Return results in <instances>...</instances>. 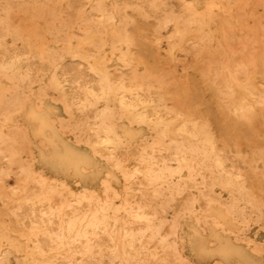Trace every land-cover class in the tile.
Masks as SVG:
<instances>
[{
	"label": "bare ground",
	"instance_id": "bare-ground-1",
	"mask_svg": "<svg viewBox=\"0 0 264 264\" xmlns=\"http://www.w3.org/2000/svg\"><path fill=\"white\" fill-rule=\"evenodd\" d=\"M9 1H10L11 5L14 4V2L12 4L11 0H8V1L6 0V1H4L5 4H2V5L6 6V8H7V6H9V5H6V4H8ZM14 1H16V0H14ZM23 1L26 3L27 0L26 1L23 0ZM52 1H54V0H52ZM17 2H18V0H17ZM35 2H38V1L35 0ZM55 2H54V5H52L53 11H55V9H53V7H55ZM58 2H59V0H58ZM251 2H252V0H251ZM18 3H21V2H18ZM231 3L232 2H230V4ZM22 4H24V3H22ZM30 4H32V3H30ZM42 4L40 2V5H42ZM47 4H46V6H47ZM71 4H73V3H71ZM78 4H81V3L78 2ZM87 4L85 3L83 5H87ZM252 4L250 3L251 6H252ZM11 5H10V7H13V8L15 7L14 5L13 6H11ZM18 5H20V4H18ZM24 5H23L24 8L28 7L27 4L25 6ZM57 5H58V3H57ZM46 6L44 5L43 8H46ZM64 6H65V4L63 5V7ZM69 6L70 5L68 4L67 7H69ZM41 7L42 6H40V11H41ZM49 7H50V5H49ZM61 7L62 6H60V7L57 6V8H59V9ZM63 7H62V10H64ZM90 7H91L90 10H86V11H83L81 13L83 20L86 22V32L84 33V35L82 37L80 36L81 37L80 38L79 35L76 34V32H78V31H76L75 32L76 35H74V36L75 37L78 36L79 38L77 37L75 40H72V41H69V36H66V37H68V39L66 40V42L62 40V42H63L62 46L63 47L62 46H61V48L59 47L60 49L48 47L47 46L48 42H46V44L44 45L43 44V43H45L44 38H46L44 36L45 34L40 35V33L39 34L37 33L38 35H40V37L44 36L43 37V39H44L43 43L41 40L42 37L40 38L42 45L40 42L36 41L37 40L36 37H35V39H33L32 37L26 38L25 43H27L26 45H27V49L29 51L28 53H32L31 57H29V58L30 59L33 58L32 57L33 54H38L41 57L47 58L48 59L47 62L48 61L50 62L51 69L47 74H45V75L41 74L43 76L37 77L36 72H35L34 73L35 75H32L29 72L30 69L28 67V64H29L28 59L29 58H27V61H28V64H27L26 61L23 60V58H25L24 55L21 59L18 56L19 54L17 55L18 57H15V56L12 57V55H11L12 53H11L10 54L11 57L8 58L9 56H7V59H5L6 54L4 52L5 57H4V59L0 60V73L4 74L7 78L15 81L14 87L11 90L4 87L5 85L4 86L0 85V152L2 153L1 155H3L2 157L5 158V160H4V158H3V160L6 161V166L0 167V180L3 179V175L6 172L8 174L9 169H11V166H13L14 164L18 167V170L20 171L19 177H18L19 178V185L18 186L16 185L17 188L16 189L11 188L12 190H9L7 187L8 185H6L5 183L4 184L0 183V195L2 197H5V198L7 197L6 198L7 199L6 204L8 203V201H16L18 208H19V205L23 206V204H27V203H29V205H33V206L36 204H41L45 209L44 215L45 214L48 215L49 222L53 221L52 219H56V221H57L56 229L53 231L51 228V231H53V232L49 233V235H48L49 237L47 236L49 238V240L51 241L50 242L51 244L48 247H50V249H52L55 252L63 251L64 253L61 252V254H63V255L67 254L70 257L69 263H71V264H85L83 262L84 259H82L83 261H80V260L78 261L77 257H76L77 256V250H80V249L85 248V247H81L82 245L79 244L81 248L79 247L80 249L76 250L77 247H75V246L78 244V243L75 244L76 241L77 242L78 241L85 242L87 244V246L90 245L92 247V245H91V243L93 242L92 236L93 235L95 236V234H97V232L100 233L102 231L106 235H108L110 237V241L112 240V242H113V244H112L113 248L110 246L111 244L109 245V247L112 249L111 254L113 255V258L117 260L118 264H131L132 258L130 261V254H129V251L127 250V247L133 246V245H131L132 241H133L134 237H136L135 235L138 234L140 229H151L154 231V229H155V221H154L155 220V207L158 203V200L167 193L168 189H171L173 187V184H174L176 179L174 180L172 177L174 175H178V177H180L183 169H187L189 172L193 168L200 166L203 168L202 171L205 170L206 173H208V175L211 179L210 180L208 178L210 180L211 185L215 184V185H219L222 188H225L226 190H228V192L230 193L231 196L226 201H225V199H223V201H221V202L218 201L219 203H217V205H214L212 207H209L208 203L209 202L211 203V201H213V200H212V198H208V202H207V205L209 207L207 209L208 211L206 210V212H204V213H195L194 214V219H196L197 224L202 223L205 225L208 223L207 234H204V232L196 225V223L193 224L192 230L190 232H187L185 230V227H184L182 222L176 221L177 222L176 223L175 220L173 219L175 222V224L173 225L174 222L171 219L172 221H170V224L173 225V227H172L173 229L171 227L167 228V229L164 228L165 231H160V232L162 234L163 232L166 233V230L168 231V229L169 230L172 229L171 233L173 234V236L171 238L167 239L166 241L162 238L161 239L166 242V245L172 246L175 249V251L177 252L178 256H180V257L183 256V251H184L183 249L184 248H188L190 253H192L198 257L204 256L206 254H215V253L220 254L222 257H224V256L228 257L231 255H234L233 253H231V251L233 249L230 247V245H228L229 242L231 244V240H229V238L228 239H226V238L222 239V237H221L223 234L222 231H227V232L236 231L237 232V230H239V229H237V230L235 229L236 222L246 226V225H249V223H251L252 221H257V218L259 216H261V211L264 208V203H263V201H261L260 199H258L257 197L254 196L255 193L253 194L248 189V187H247L248 184H246L247 179L242 177V174H243L242 172H240V174L242 173L240 176L239 174L233 173L232 171L225 168L224 163H223V157H225V155L222 156L219 152V148L217 147V143H216L217 142L216 139L218 137L215 138L216 137L215 136L216 130L213 129V131L215 132L213 134V132L211 131L212 129H210V126H209L210 119L208 117H206V119L204 118L201 120H196V119H193L191 117V113H189V111H188V114H190V115H187V114H183L182 109H181L182 112L181 111L179 112L175 108H173L174 105H176L178 102L177 103L175 102V104H172L173 106H171L167 102L168 97H169V99H170V97L172 99L171 95L173 92L170 91L171 87L169 88V91H170V92L168 91L169 93L167 92V94H165L166 91L164 93V90H166L169 85L166 86V88L161 87V90L163 88H165L162 92L164 94L158 93V92L156 93V91H154V92L152 91L153 88L155 89L158 86H160L162 84L161 82L163 80L166 81V79H164L165 75L163 76V74H165V73H163L160 76L157 72L161 68H160V65H159V67H157L156 56H158V55H152V53H155V52H152L151 54H148V55L146 53L147 57H145V58H143L144 56L142 55V52H141L140 53L141 55L139 57H141L142 60L137 57V55H139V54L135 53L137 50L134 51V47L139 48V46L142 45V43H143L142 38L143 37L139 41V42H141V45H140V43H138L137 40H135V38L131 34L132 32L134 33L135 31L134 30L131 31L132 29H130V26L132 24L136 23L134 21L135 20L134 15H136V14L138 16H142L141 17L142 19H143V17H144V19H145V17H148V18L150 17V18L154 19V21H155V26H154L155 28H152V29H155L154 31L156 32V37H154V39L156 38L159 41V43L161 41L165 40V42L168 43L167 44L168 51L172 52L175 49H176V51H179L178 49H180V48L183 49L182 47L187 42H192L193 46L192 45L191 46L194 48L195 52L197 51L196 53H198V55L196 56L197 60L199 58H202L203 56L205 58V55L208 57H211L210 55L213 53H220L219 56H217V57H219L217 60L218 61L217 68H215V69L209 68V70H211V71H209V76L207 77L208 74H206L204 76L202 75V76H203V78L206 77L207 82H208V83L207 82L206 83H207L209 89L210 88L212 89V94L214 93V96H216L215 98L216 99L218 98L220 101V105L218 104L220 107H217V106L216 107L218 109H220L221 115L219 114L220 111L218 112V114H212V117H213L215 123H217L218 126L220 127L219 130L224 129V127H226L227 125H230V128L233 129V131L235 130L236 134H237V132H239V134H237L238 136L236 135L237 137L234 136L235 134H233L234 137L238 138L241 133H244L249 128L252 130L251 127L254 128V125H256L255 121H256L257 111L261 108L262 109L264 108L263 107L264 106V90L261 88V86H259L257 84V82L254 79L250 78L252 76L250 74V72H249L248 76H250V75L251 76L250 77L247 76L245 79H239L237 77V74H239V71H241L239 69L242 68L246 64L244 62L245 60L243 59V57L245 58V56L240 58V59H243L242 60L243 62H241L240 59L236 58L237 55L235 57L232 55V52H229V51L226 52V50H224V54L221 55V53L223 52L222 50L228 44L226 42V46H225L224 40L230 38V36L233 35L232 29H236V28L240 29L239 26L240 27L244 26V23H245L244 19H247V18H244L246 15L244 14L245 16L243 18L240 17L238 19V21H240V22H241L240 19H242L243 25H239L240 22H239V24L238 23L236 24L235 20H237V19L234 18V21L236 24L235 27L232 26V29H227L224 26H222L224 18L222 15V10H221L220 5L214 4V2L212 0H94V2L92 3V6H90ZM128 7H131V9L136 12L133 16H131L133 13L131 15H128L129 12L128 13L126 12V9ZM248 7H249V5H248ZM260 7L262 8V6H260ZM47 8H46V10H47ZM72 8H73V5H72ZM78 8H80V7H78ZM249 8H250V11H252L251 9H253V7L252 8L249 7ZM5 9H3V10H5ZM10 9L11 8H8V10L6 9V11H8V13H9V12H11V11H9ZM69 9H71V7ZM262 9H264V7ZM262 9H261V11H262ZM24 10H26V9H24ZM46 10H45V13L47 14ZM241 10H243V9H241ZM0 11H1V9H0ZM51 11L49 9L48 13H50ZM53 11H52V15L48 14V15H50V17L56 13V12L53 13ZM56 11H57V9H56ZM12 12H11V14H12ZM23 12H25V11H23ZM31 12H34V11L31 10ZM76 12H77V10H76ZM232 12H234V11H232ZM236 12H238V10H236V8H235V13ZM262 12H264V11H262ZM8 13H7V15H8ZM39 13L41 14L42 11ZM58 13H59V10H58ZM243 13H244V11H243ZM15 14H17V13H15ZM40 14H38L39 18L44 19V17H42L43 14L42 15H40ZM9 15H10V13H9ZM9 15H8V18H9ZM78 15H79V12H78ZM230 15H233V14H230ZM230 15H228L229 18H230ZM38 16H37V18H38ZM129 16L131 18L133 17V21H132V19H130ZM237 16H239V15H237ZM255 16H256V14H255ZM263 16H264V14H261V17H263ZM20 17H22V16H20ZM30 17H34V16L29 15V17H25V20H26V18H28L26 20V22L29 20ZM54 17L49 18L50 20L48 19L49 23L47 21H42V22H45V24H46V22L48 24H50L51 19H52V21H54ZM57 17H59V16L57 15ZM62 17H63V15H62ZM0 18H2L1 14H0ZM8 18H7V20H8ZM229 18H227V19H229ZM257 18L260 19V16L258 17V15H257ZM22 19H23V17L21 18V20ZM30 19H32V18H30ZM144 19H143V21H144ZM10 20L4 21V22H6V23L8 22V24L10 26L12 25V28H14L13 26L15 24L13 21L15 20V22H16V19L12 20L13 23H11ZM55 20H57V18ZM60 20L64 21L66 19L60 18ZM252 20H254V18L251 19V21ZM1 21H3V20H1ZM34 21H35V19H34ZM145 21H147V19ZM149 21H150V19H149ZM229 21H231V20L229 19ZM23 22L25 23V21H23ZM30 22H32V20ZM66 22L65 23L63 22V23L66 24ZM132 22H134V23H132ZM37 23H38V21H37ZM40 23L41 22H39V26L40 27L43 26V25H40ZM146 23H149V22L147 21ZM48 24H46V25H48ZM51 24H54V23H51ZM51 24H50V26H51ZM64 24H62V26H64ZM246 24H245L246 30H247V27L248 28L252 27L253 29L255 27V25L253 26V23L252 24L246 23ZM258 24H259V22H258ZM230 25H233V22ZM6 26H7V24H6ZM6 26L4 23L3 28L6 29ZM10 26H7V29ZM27 26H29V25H27ZM58 26H56L57 28L54 27L55 31H56V29H58ZM258 26H261V25H258ZM263 26H261V27H263ZM25 27L26 26H24L23 30L25 29ZM36 27H38V26H36ZM68 27L69 26H67L66 28H68ZM19 28H21V30H22L21 25L19 26ZM76 28H77V26H76ZM250 28L248 29L249 32L252 31V29H250ZM17 29H18V27L16 26V28L14 29L15 31L11 32L9 30V32H6V31L5 32L7 34H10L11 36L12 35L17 36V35H19L18 31L20 32V29H18V31H16ZM27 29H29V27L26 28L25 31ZM50 29L45 28V31L48 30V32H49ZM68 29L70 30V28H68ZM72 29H73V25H72ZM138 29H140V27L137 28V31H138ZM238 29H237L238 32L236 30H235L236 32L235 31L234 32L239 33L238 35H240L241 32H239ZM261 29L263 30L264 28H261ZM23 30L21 32H23ZM29 30H32V29H29ZM79 30H80V28H79ZM248 30H247V36H248ZM255 30H256V27H255ZM60 31H62V30H60ZM137 31H136V33H139ZM240 31H243V33H244V30H240ZM50 32H51V30H50ZM63 32L64 31H62V33ZM80 32H83V31L81 30ZM141 32L142 31H140V33ZM151 32H153V30ZM256 32H257V30H256ZM6 33L4 35H6ZM46 33H47V31H46ZM235 33H234V35H235ZM243 33H242V35H243ZM1 34L3 35V32L0 33V35ZM32 34H34V33H32ZM56 34L55 35L53 34V35L57 36ZM64 34H65V32H64ZM73 34L74 33H71V31H70V34H68V35H73ZM254 34L255 33L253 32V35ZM20 35L18 37H20ZM25 35L26 34H24V36ZM66 35H67V31H66ZM234 35H233V37H235ZM253 35H251L250 38H253L254 42H252V40L250 41L249 39H247L248 37L247 38L244 37L245 34L243 35V38H246L247 40L246 39H244V40H246L247 42H248V40L251 42V43L249 42L250 47L254 46V45H257L256 48L259 47L258 52L256 49H254V47H252L254 49L253 54L255 52V53L259 54L258 56H260L261 55L260 53H262L263 54L262 56H264L263 48L261 46H258L259 44L257 42L255 43L256 39L253 37ZM16 36H14V37H16ZM24 36H23V38L27 37V36H25V37ZM143 36H144V34H143ZM151 36H153V35H150V37ZM47 37H50V36L47 35ZM64 37L65 36L63 35V38ZM71 37L72 36H70V39H71ZM233 37H231V38H233ZM235 38H237L236 40H238L239 38L241 39V37H238V36H236ZM257 38L259 39V36H257ZM263 39L264 38L262 37V40ZM14 40H12V41H14ZM55 40H56V37H55ZM152 40H153V38H152ZM233 40H235V39H233ZM236 40H235V42H236ZM244 40H242L240 42V46H239L238 41L236 42V44L233 41L235 46L237 44H238L237 46H239L238 48L236 47V49H239L241 47H242V49H245L246 43ZM260 40L261 39H259L258 41H260ZM16 41H17V38H16L15 42ZM59 41H60V39H59ZM155 41L156 40H154V43H156ZM4 42L5 41L2 38H0V45H2V44L6 45V43H4ZM55 43H57V42L55 41ZM145 43H143V46H141V47L146 46ZM253 43H255V44L252 45ZM137 44H139V46H137ZM263 44H264V42L262 43V45ZM8 45H10V44H8ZM154 45H156V44H154ZM19 46H20V43H19ZM23 46L25 47L24 44H23ZM235 46L232 45V47H235ZM156 47H158V46H156ZM260 47L262 49H260ZM18 49H16V50H18ZM141 49L146 50L145 48H141ZM236 49H234V50H236ZM242 49H240L241 52L238 51V53L243 54ZM147 50H148L147 52H149V48ZM161 50H163V49H161ZM260 50H263V51L261 52ZM139 51H140V48H139ZM151 51H157V49L155 50V49L151 48ZM190 51L192 53L193 49L191 48L189 50V52ZM248 51L246 50L245 53H247ZM10 52H11V50H10ZM19 52H21V50ZM25 52H27V50H25ZM181 52H182V50H180V53ZM189 52H187V53H189ZM22 53H24V52H22ZM28 53H26V54H28ZM236 53H237V50H236ZM249 53H250V51L248 52V54ZM56 54H58L57 57H55ZM192 54H194V52ZM250 54L252 56V53H250ZM13 55H15V54H13ZM64 55L72 56L73 58H74V56H76L77 58H79V60L81 59L82 61H84L87 65V66L86 65L85 66L88 67L87 69H89L90 72L94 73L93 77H95L97 84L95 83L96 82L95 80H92L96 84V86H94L95 84L92 81H90V83L92 82L94 85L93 84L89 85L88 81H87L88 83L86 82V84H88V85H86L84 83L85 78L82 75L83 80L82 79L81 80H82V83H84V84H82L83 85L82 86L81 83H79V85H81L82 87L81 88L78 87V88L80 90L81 89L82 90H81V94H80L81 95L80 100L76 102L77 106H76L75 110L72 108L73 111L71 109L70 112H68L69 113L68 117H66V118L59 117L60 119H58L56 121V119L54 120L51 116L55 112H53L50 104L45 103V105H43L40 109H37L34 107H33L34 109H29L27 107V105H25L23 103V99L25 97L23 96V92L21 89H24L27 86V84H30L32 81L37 80L47 90L48 89H54L56 91H59L58 94L61 98L63 96V93L61 91L62 85H61L60 81L63 79H61V80L59 79V76L61 73H60V70H59V73L57 72L59 62L57 61L56 58H59V56L62 57ZM159 56L161 57V55H159ZM192 56H194V55H192ZM239 56H241V55H239ZM248 56L250 57V55H248ZM248 56H247V60H249ZM187 57H189V55H187ZM175 58H174V60H175ZM254 58H256V57H254ZM38 59H40V58L38 57ZM59 59H61V58H59ZM210 59H212V57L209 58V60ZM257 59H259V58L257 57L255 60H257ZM64 60H66V59H64ZM192 60L197 61L196 59L194 60V58H192ZM237 60H239L242 63L241 64L239 62L242 65V67H239L240 64L238 62H235ZM202 61H204L203 58H202V60H200V62L202 63ZM49 62H48V64H49ZM72 63H73V61H72ZM198 63L199 62H196V64H198ZM204 63L206 64L205 61H204ZM256 63L258 64V60L256 61ZM36 64L38 65V63H36ZM60 64L63 65L62 63H60ZM80 64H81V62H80ZM160 64L162 65L161 62H160ZM174 64L175 63L173 62L172 65H174ZM209 64H212L211 61L210 62L208 61V64H207L208 67H210ZM250 64H247V65H249V67H251ZM30 65H32V64L30 63ZM112 65L117 67V68L115 67L116 71L118 70V73L116 75L114 73H111L110 66L112 67ZM200 65L202 66V64L199 63V65H197L198 67H196L199 70H201V68L203 69V66L201 67ZM247 65H246V67H247ZM32 66L34 68V65H32ZM81 66H82V64H81ZM85 66L83 65L82 67H85ZM206 66L204 68V71H206V70L208 71ZM38 67H41V66H38ZM78 67H80V66L78 65ZM260 67L258 65V69ZM33 68H32V70H34ZM45 68H46V66H45ZM153 68H154V70L157 68H160L159 70L157 69V71L155 70L157 75H159L160 77L158 76V78H156L157 75L152 74L154 71ZM244 68H245V66H244ZM36 69L38 72V69H40V68L36 67ZM36 69H35V71H36ZM60 69H62V68H60ZM167 69H169V66H168V68H165V70H167ZM171 69H172V67H171ZM261 69H259V71ZM72 70L70 69V71H72ZM163 70L164 69H162V71ZM242 70H243V72L246 71L243 68H242ZM162 71H159V72L162 73ZM65 72H67V71H65ZM72 72H70V74H72ZM82 72H84L83 74L85 75V71L82 70ZM241 72H240V75H243L244 73L242 74ZM43 73H44V71H43ZM112 74H114L115 76H112ZM201 74H204V72L200 73V75ZM245 74H246V72H245ZM259 74L260 73H258V75ZM73 75H75V73ZM153 75L155 77H153ZM77 76H76V78H77ZM260 76H261V74H260ZM87 77H89V76H87ZM161 77L163 79H161ZM239 77L241 78V76H239ZM262 77H264V76H261L259 78H261L263 80ZM63 78H64V76H63ZM67 78L68 77H67V73H66V79ZM159 78L162 81H160ZM87 79H92V78L89 77V78H86V80ZM72 80H70V81H72ZM76 80L78 81V78ZM81 80L79 79V81H81ZM66 81L69 82L68 79ZM38 82H36V83H38ZM61 82H63V81H61ZM71 83L73 84L74 82H71ZM76 83H78V82H76ZM202 83H199V84L201 85ZM163 84L165 85L166 82ZM171 85H173V84H171ZM203 85L205 86L206 84L204 83ZM76 86H78V84L77 85L75 84V89H76ZM71 87H73V86H69V88H71ZM176 87L177 86H175V88ZM175 88L173 87L172 91ZM37 89H38V87H37ZM177 89H179V88H177ZM39 90H41V88ZM70 90L71 89H68V91H70ZM179 90L182 91L183 89H179ZM179 90L178 91L176 90L177 91L176 93L174 90V93L175 94L180 93ZM184 90H185V93L188 92V91H186L187 89H184ZM204 90H205V87H204ZM48 91H50V90H48ZM78 92L80 93V91H78ZM190 92H192L191 89H190ZM194 92H196V90ZM74 93L72 95H75ZM170 93H171V95L169 96ZM181 93L183 95H185L183 91ZM182 94H180V95L182 96ZM187 94L185 95V96H187V98L183 97V99L185 98L184 101H186V99H187L186 102L190 103L193 100L191 97H193L194 95L193 96L189 95V92ZM69 95H71V94H68V96ZM165 95L167 98L165 97ZM78 96L79 95L77 94L76 97L79 98ZM177 96H178V94H177ZM189 96H191L190 99L188 98ZM214 96H212V97H214ZM53 97L56 98V96H53ZM67 97H66V99H67ZM76 97H74V98H76ZM195 98H196V96H195ZM195 98L193 100L194 103L196 100ZM181 100H180V102H181ZM189 100H191V101H189ZM213 100H215V99H213ZM168 101L171 102V100H168ZM172 101H173V99H172ZM177 101H178V99H177ZM73 102H74V100H73ZM193 102H191V105L193 104ZM211 102H210V104H211ZM63 103H64V107L67 106L68 102L64 99V97H63ZM210 104L208 103V105H210ZM183 105L185 106V104H183ZM187 105H189V104H187ZM213 105H210V107L212 106V108H213ZM71 107H74V104ZM185 107H184V109H185ZM67 108L69 109V106ZM178 109H179V107H178ZM213 109H212V111H213ZM10 111L16 112L17 114L20 115V117H26V119L29 121L36 122L38 127L35 130H31L32 129L31 125H29L28 123L26 124L23 121L18 120L19 118H15L13 116L15 114L9 115L8 113ZM216 111H218V110L216 109ZM262 111L264 112V110H262ZM201 112H205V115L206 114L210 115L209 112H211V110H209V106H206L203 109H201ZM213 113H216L215 110ZM198 116H200L199 112H198ZM197 118H200V117H197ZM227 122H229V124ZM211 123H213V122H211ZM225 124H227V125H225ZM263 126H260V127H263ZM59 127H61L63 132H66V133L68 132L69 134L72 135V137L74 139L73 143L61 136L60 131H59ZM257 127H258V125H257ZM256 129H258V128H256ZM228 130H229V128L227 129V131ZM263 131H264V127H263ZM263 131L258 130L257 132L263 133ZM254 132H255V130H254ZM228 134H230V133H228ZM253 134H250V135H253ZM226 135L224 138H226L228 136V135L227 136ZM34 136L39 137V142H38L39 145L36 144V142H34V140H33ZM221 136H223V135H221ZM229 136L230 137L232 136V132ZM241 136H242V134H241ZM249 136H247V137L249 138ZM253 136H255V135H253ZM253 136L250 138L252 139ZM260 137H257V138H260ZM262 137L264 139V135H262ZM136 139H140L139 144H141L140 145L141 147L138 149V151L136 153H133L131 151L132 149H130V144H131V142H133ZM240 139L242 142H243V140L245 141V139H243V140H242V138H240ZM226 140H227V138H226ZM247 140H246V143H248ZM222 141H224V140H222ZM253 141H255V139ZM239 142H240V140H238V143ZM249 142H250V140H249ZM218 143H219V141H218ZM250 143H254V142H250ZM255 143L258 144L256 141H255ZM79 144H85L89 148V150L97 152L101 158H104L108 162L109 169L107 170L105 168L106 171H104L100 166L93 164L90 157L88 156V154L80 150ZM263 144L261 143L262 148L258 147L256 149H253V147H252V151H254V156L256 158H260L262 160L264 159V148H263L264 145ZM220 145L222 146L223 144H220ZM237 146H236V148H237ZM253 146H254V144H253ZM224 147H226V146H224ZM248 148H250L249 144H248ZM221 150H223V149H221ZM239 151H240V149H239ZM249 151H251V149ZM233 152H234V150L230 154H232ZM236 153H237V149H236ZM36 154L38 155V158L36 157ZM28 155L31 158L30 163L28 160ZM171 157L174 160H176V162H177V164L175 166H171L168 163V159H171ZM240 157H242V156H240ZM240 157H237V158H240ZM173 159H171V160H173ZM0 160H2L1 157H0ZM227 161H229V160H227ZM242 161H244V160H242ZM2 164H4V163H2ZM263 164H264V162H263ZM240 165L242 166V164H240ZM237 166L238 165H236V167ZM241 166H238V167H241ZM258 167L259 166H256V168H258ZM232 168L233 167H231V169ZM256 168L254 166H251V167L249 166V168H247V169H249L251 171L252 175L256 176L259 173L256 170ZM236 169L233 171H236ZM34 173H39L41 175V178L39 181L36 178V180L38 181L36 183L37 188H36V190H33V189H35V187H33V189L31 190L29 188V180L33 177ZM251 173H250V175H251ZM66 175L73 176L76 179V181L79 183V186L76 187V186L72 185V183L68 179L65 178ZM259 175H261V173H259ZM12 178H15V177H12ZM177 180H179V178ZM189 180H190V178H189ZM248 182H249V180H248ZM185 183H186V181H185ZM176 184H178V183H176ZM189 184L190 183H188V185ZM177 187L174 190H177ZM186 187H187V184H186ZM183 189H185V188H183ZM251 189H253V188H251ZM180 190H182V189H180ZM176 192L178 193V191H176ZM188 192H189V189H188ZM179 193H181V191ZM188 194H191V193L189 192ZM235 194H238V197H233V195H235ZM169 196H170V194H169ZM175 198H174V200H175ZM200 198H202V196ZM177 199L178 198H176V200ZM185 199H186V197H185ZM220 199H222V198H220ZM183 201H182V203H183ZM239 201H241V202H239ZM173 202H175V201H173ZM1 203H3V202H1ZM13 203L9 204V206L12 205ZM213 203H215V202H213ZM166 204H165V206H166ZM168 204H170V203H168ZM198 204H199V202L197 203V205ZM203 205H204V203H203ZM0 206H6V205L1 204ZM190 206L192 207V205H190ZM12 207H10V208H12ZM163 207H164V205H163ZM173 207H175V205ZM26 208H25V210H26ZM38 208H40V207H38ZM166 208H169V205ZM189 208L187 207V209H189ZM202 208H206L205 205ZM9 209H7V210H9ZM29 209H32V208H29ZM173 209H176V207L172 208V210ZM12 210L13 211L16 210L15 213H17V209L14 208ZM22 210L23 209H21V211ZM36 210H37V207L35 208V211H32V212L34 213V212L40 211L39 209L37 211ZM8 212H10V211H8ZM176 212H178V210H176ZM10 213H11L10 216L14 214V212H13V214H12V212H10ZM21 213L23 214V212H21ZM39 213L40 212H38V214ZM42 213H40V215ZM193 213H194V211H193ZM161 214H163V213H161ZM173 214L175 215V213H173ZM173 214H171V215H173ZM183 214H184V210H183ZM14 215H13L14 216L13 221H14L17 214H14ZM33 216H34V218H36L35 215H33ZM8 217H9V215H8ZM17 217L19 219V216H17ZM22 217H23V215H22ZM27 217H30V215ZM41 218H42V220L45 219L43 217H41ZM41 218H40V221H41ZM170 218H172V217H170ZM182 218H184V217L182 216ZM168 219L166 218V221ZM8 220H9V218H8ZM17 220H16V223H17ZM5 221H3V219L0 217V264H6L7 261H9V256L7 255V253H9V254L12 253V255H13V252L10 253L9 250L6 253V251H7L6 246L11 248L13 251L15 250V251L21 252L22 257L24 258L25 264H34L35 260L40 258V257L37 258V254H42L44 249L39 244H35V245L33 244L34 245L33 249L35 250V252L33 250H32V252H26L24 247H21V245H19V243L22 241L20 239H18V240H20V242H18V240H16L17 238L15 239L16 241H14L12 239V236L14 237V235L9 234V232L12 231L14 225L12 226L11 223H9V224L4 223ZM30 221H31V218H30ZM44 221H47V220H44ZM44 221H41V222H44ZM164 221L165 220H163V223H164ZM167 222H169V221H167ZM171 222H173V223H171ZM41 224H44V223H41ZM41 224H38L36 226L39 227V225H41ZM170 224L168 225V227L170 226ZM30 225L32 226V224H30ZM52 225H54V224H52ZM52 225H51V227H52ZM19 227L23 228L24 225L22 226L20 224ZM27 227H29V226H27ZM27 227H24V228H26V230H27ZM43 227H44V225H43ZM159 227H161V226H159ZM159 227H158V230L161 229ZM243 228L244 227H242V230H243ZM19 229H17V231H19ZM47 229L49 230V228H47ZM43 231L46 232L45 230H43ZM12 232H15V230ZM23 233L24 232H22V234ZM25 233H30V232L27 231ZM169 233H168V235L170 236L171 233L170 234ZM32 234H33V232H32ZM102 234L103 233H101V235ZM158 235H159V233H158ZM15 236H16V234H15ZM100 236L98 238V239H100L99 241L98 240L96 241L97 238L96 239L94 238V239L96 242H99L100 244H102L103 242H105V240L103 241V239H102L103 242L101 243L100 242L101 241ZM243 236L244 235H241V237H243ZM44 237L46 238V235ZM96 237H98V236H96ZM162 237H165V236H162ZM28 238H29V236H28ZM137 238L138 237H136L135 239L140 240ZM26 239H27V237H26ZM26 239H25V241H28ZM142 239H143V237H142ZM142 239H141V241H143ZM144 239H146V238L144 237ZM237 239H238V237H237ZM196 240H199L201 242V245L199 244L200 246L197 245L198 242H196V246H195ZM212 242H216L218 244V246L216 244L217 247H215V248L211 247V249L208 250L206 248V244L211 246ZM99 243H97V244H99ZM40 244H42V242ZM93 244H94V242H93ZM137 244H138V241H137ZM222 244H224V246H226V247H223ZM145 245L147 246V243ZM105 246L103 249H106ZM135 246L136 245H134V249L132 248V250H135ZM48 247H47V249H48ZM106 247H108V246H106ZM101 248L102 247H100V249ZM103 249H102V251H104ZM82 250H84V249H82ZM86 250H87V248H86ZM88 250L90 252V249H88ZM91 250H93V247ZM129 250H131V249H129ZM95 251H97V250H95ZM141 251H139V253H141ZM175 251H174V253H175ZM80 252H81V250H80ZM93 253H95V252L93 251ZM135 253L137 255L138 252L136 251ZM55 254L53 255V257L55 256V259H56L58 256L56 257ZM108 254H110V252L109 253L107 252L106 255H108ZM82 255H83V253H82ZM103 255H105V254H102L101 256H99V259H101L100 257H103ZM131 255H133V254H131ZM87 256H86V258H87ZM92 256H91V258H93ZM108 256H104V257H108ZM172 256H174V255H172ZM43 257H42V260H43ZM48 257L51 260L49 255H48ZM137 257H139V256L137 255ZM176 257H177V255H176ZM14 258H15V256H14ZM152 258H153V256H152ZM154 258H156V257H154ZM59 259H60V256H59ZM93 259H95V258H93ZM106 259L110 260L111 258L110 259L106 258ZM147 259H148V257H147ZM42 260L40 259V262ZM46 260H48V259H46ZM50 260H48V261H50ZM138 260H136V261H138ZM140 260H142V258ZM153 260H155V259H153ZM171 260H172V258H171ZM17 261H15V262H17ZM44 261H45V259H44ZM103 261H104V259H103ZM19 262L15 263V264H18ZM36 262L39 264L38 260ZM62 262H64V261H62ZM91 262H92V264L94 263V261H90L89 264H91ZM98 262H101V260ZM142 262H143V260H142ZM147 262H149V260ZM151 262H153V261L151 260ZM184 262H186V261H184ZM66 263H68V262H66ZM95 263H97V262H95ZM101 263H99V264H101ZM138 263H140V261ZM40 264H42V262ZM150 264H152V263H150ZM158 264H160V263H158ZM237 264H238V262H237Z\"/></svg>",
	"mask_w": 264,
	"mask_h": 264
},
{
	"label": "rangeland",
	"instance_id": "rangeland-1",
	"mask_svg": "<svg viewBox=\"0 0 264 264\" xmlns=\"http://www.w3.org/2000/svg\"><path fill=\"white\" fill-rule=\"evenodd\" d=\"M1 2H0V9H1V11H0V14H1V16H2V18H0V22L2 23H0V33H2L3 32V35L6 33V32H9V30L12 32V31H15L14 29L16 28V26L18 27V29H20V32L18 31V29L16 30V31H18V34L20 35L21 33V35H20V37H18L19 35H10V34H7L6 33V35H0V38H2L5 42L4 43H6V45L4 44H2V45H0L1 47H0V60L1 59H4V57H5V54H6V57H5V59H7V56H9L8 58H10L11 57V55H12V57H18L19 56V58H21L22 59V57H23V55H24V57L25 58H23V60L24 61H26V63L28 64V61H29V64H28V67H29V69L31 70H29V72L32 74V75H35L34 73L36 72V76L37 77H41V76H43V75H45V74H47L49 71H50V69H51V66H50V62H49V64H48V62H47V58H44V57H41L40 55H38V54H33L32 55V57L34 58H29V57H31V54L32 53H28L29 51H28V49H27V43H25L26 42V38H30V37H32L33 39H35V37L37 38V42H40L41 43V40H42V43H43V40L45 41V43H43L44 45L46 44V42H48L47 43V46L48 47H51V48H61V46H62V44H63V42H62V40L63 41H65L66 42V40L68 39V37H66V36H69V41H72V40H75L78 36H74V35H76V34H78L79 35V37L81 36H83L84 35V33L86 32V22L83 20V18H82V15H81V13L83 12V11H86V10H90V6H92V3L94 2V0H59V2H58V0H54V1H52V0H36V1H40L41 2V4L42 5H40V2L38 3V2H35V0H25L26 1V3L22 0H18V2H21V3H18L17 2V0L16 1H14V0H11V2H12V4H13V2H14V8L13 7H10V5H11V3H10V1H9V3L8 4H6V5H9V6H7V8H6V6H3L2 4H5L4 3V1H6V0H0ZM8 1V0H7ZM48 1V2H47ZM56 1V2H55ZM64 1V2H63ZM213 2H214V4H218V5H220V7H221V10H222V15H223V25L222 26H224L225 28H227V29H232V26H234L235 27V25L238 23L239 24V22L240 21H238V19L241 17V18H243L245 15V17L244 18H247V19H244V26L243 27H240L239 26V28L240 29H238V28H236V29H232L233 30V35H234V33L237 31V29L239 30V32H241V34L240 35H238L239 33H235V37L236 36H238V37H241V39L239 38L238 40H236L237 38H235V37H233V35L232 36H230V38H228V39H225L224 40V45L226 46V42L228 43L227 44V46L226 47H224V49L222 50L223 52L221 53V55H223L224 54V50H226V52H232V55L235 57L236 55L238 56H236V58H238V59H240V58H242L243 56H245V58L243 57V59L245 60L244 62L246 63L244 66H245V68H244V66L242 67V63L241 62H243L242 60L243 59H240L241 60V62L239 61V60H237V61H235V62H240L239 64H240V66L239 67H242L244 70H246L245 72H246V74H245V72H243V70H242V68H240L239 70H241V71H239V74H237V77L239 78V79H245L248 75H249V72H250V74L252 75H250V76H248V77H250V78H252V79H254L256 82H257V84L259 85V86H261V88L264 90V77H262L263 78V80L261 79V78H259V77H261V76H264V56H262L263 54L262 53H260L261 55L260 56H258L259 54H257V53H255L254 52V54H253V51H254V49H256L257 50V52H258V49H259V47H257L256 48V46L257 45H254L256 42L259 44L258 46H261L262 48H263V50H264V44L262 45V43L264 42V39L262 40V37L264 38V29L262 30L261 28H264V16L263 17H261V14H264V12H262V11H264V9H262L263 7H264V0H252V2H251V0H212ZM235 1V2H234ZM16 2V3H15ZM32 3V4H30V3ZM34 2V3H33ZM50 2V3H49ZM54 2H55V7H53V9H55V11H53L52 10V5H54ZM76 2V3H75ZM78 2H80L81 4H78ZM230 2H232L231 4H230ZM234 2V3H233ZM7 3V2H6ZM22 3H24L25 5L27 4V6L28 7H23V5L24 4H22ZM36 3V4H35ZM48 3V4H47ZM57 3H58V5H57ZM71 3H73V4H71ZM87 4V5H83V4ZM250 3L252 4V6L250 5ZM18 4H20V5H18ZM22 4V5H21ZM29 4V5H28ZM35 4V5H34ZM46 4H47V6H46ZM61 4V5H60ZM65 4V6L63 7V5ZM70 5L69 7H67V5ZM13 5H11V6H13ZM24 5V6H25ZM34 5V6H33ZM42 6L41 7V11H42V13L40 14L39 12H41L40 11V6ZM44 5L46 6V8L48 7L49 9H50V11L52 10L53 11V13H55V14H53V16H51L50 17V15H52V11L50 12V13H48L49 12V9L47 8V10H46V8H43L44 7ZM49 5H50V7H49ZM72 5H73V8H72ZM248 5H249V7H253V9H251L252 11H250V8L248 7ZM256 5V6H255ZM3 6V7H2ZM32 6V7H31ZM57 6L58 7H60V6H62L63 7V9L64 10H62V7L59 9V8H57ZM77 6V7H76ZM83 6V7H82ZM255 6V7H254ZM258 6V7H257ZM260 6H262V8L260 7ZM8 10V8H11L9 11H13L12 12V14H11V12H9L10 13V15H9V13H8V11H6V9ZM31 7V8H30ZM35 7V8H34ZM37 7V8H36ZM71 7V9H69ZM78 7H80V8H78ZM225 9H224V8ZM240 9H239V8ZM13 8V9H12ZM26 9V10H24V9ZM78 8V9H77ZM235 8H236V10H238V12L241 10V9H243V10H241L239 13L238 12H236L235 13ZM3 9H5V10H3ZM32 11H34V12H31V10ZM56 9H57V11H56ZM67 9V10H66ZM261 9H262V11H261ZM3 10V11H2ZM29 10V11H28ZM38 10V11H37ZM45 10H46V12H47V14L45 13ZM58 10H59V13H58ZM76 10H77V12H76ZM230 10V11H229ZM23 11H25V12H23ZM28 11V12H27ZM61 11V12H60ZM229 11V12H228ZM232 11H234V12H232ZM243 11H244V13H243ZM17 13V14H15V13ZM78 12H79V15H78ZM126 12L128 13V15H131L132 13V15L131 16H133L136 12L134 11V10H132L131 9V7H128L127 9H126ZM225 12V13H224ZM228 12V13H227ZM231 12V13H230ZM259 12V13H258ZM262 12V13H261ZM7 13H8V15H9V18H8V15H7ZM235 13V14H234ZM261 13V14H260ZM3 14V15H2ZM21 14V15H20ZM38 14H40V15H42V17H44V19L43 18H39V16H38ZM48 14H50V15H48ZM230 14H233V15H230ZM241 14V15H240ZM245 14V15H244ZM255 14H256V16H255ZM28 15V16H27ZM29 15H32V16H34V17H30V18H32V19H30L29 18V20L26 22V20L28 19V18H26V20H25V17H29ZM45 15V16H44ZM57 15L59 16V17H57ZM62 15H63V17H62ZM77 15V16H76ZM225 15V16H224ZM228 15H230V18L228 17ZM237 15H239V16H237ZM257 15H258V17L260 16V19L259 18H257ZM5 16V17H4ZM7 16V17H6ZM20 16H22L23 17V19L21 20V18L22 17H20ZM37 16H38V18H37ZM55 16V17H54ZM66 16V17H65ZM80 16V17H79ZM138 16L137 14L136 15H134V18H135V22L136 23H134V22H132V23H134V24H132L131 26H130V29H132L131 31H135L134 33L132 32L131 34L133 35V37L135 38V40H137V42L138 43H140V45H141V42H139L140 41V39L142 38L143 39V43H145L146 44V46H144V47H141V46H143V43H142V45L141 46H139V44H137V46H139V48H140V51H139V48H137V47H134V51H136L135 53H138L139 55H137V57L138 58H140L141 60H142V58L141 57H139L141 54V52H142V55L144 56H142L143 58H145V57H147L146 56V53H147V55L148 54H151L152 52H155V53H152V55H161V57L159 56H156V58H157V67H159V65H160V68H157L159 71H162V69H164L163 71H162V73H160L159 71H157V69H155L157 72H158V74L161 76L163 73H165V74H163V76L165 77H163L164 79H166V81H162V80H160V78H159V80L160 81H162L161 83V85L160 86H158L157 88H153L152 89V91L154 92V91H156V93L158 92V93H162L163 92V90L166 88V86H168V88L166 89V90H164V93H165V91H166V93L165 94H167V92L169 91V88L171 89L170 91L171 92H173L172 93V95H171V93L169 94V96L171 95L172 96V99H173V101H172V99H171V97H170V99H169V97L167 98L166 97V95H165V97L168 99V100H171V102L170 101H168L167 100V102L171 105V106H173L172 104H175V102L177 103L176 105H174V107L173 108H175L177 111H181L182 112V110H183V114H187V115H190V114H188V111H189V113H191V117L193 118V119H196V120H201V119H206V117H208L209 119H210V121H209V126H210V129H212L211 131L213 132V134L215 133V138H217L216 139V143H217V147L219 148V152H220V154L223 156V155H225V157H223V163H224V166H225V168H227L228 170H230V171H232L233 173H237V174H239L240 176H241V174H242V177H244V178H246L247 180H246V184H248V189L254 194V196L255 197H257L258 199H260L261 201H263V203H264V164H263V162H264V159L262 160V159H260V158H256L255 156H254V151H252V147H253V149H256V148H258V147H261V143L263 144L264 143V139H263V137H262V135H264V131H263V125H264V112L262 111V110H264V108L262 109H259L258 111H257V115H256V121H255V124L256 125H254V128L253 127H251L252 128V130L250 131L248 128V130H246L244 133H241L242 134V136H241V134L239 135V137L238 138H236L238 135L237 134H239V132H237V134L235 133V130L233 131V129H231L230 128V125H227V124H225V125H227L226 127H224V129H221V130H219L220 129V127L218 126V124L217 123H215V121H214V119H213V117H212V114H218V112L220 111V109H218L217 107H220L219 105H220V101H219V99L217 98H215L216 96H214V93L212 94V89L210 88L209 89V87H208V85H207V79H206V77H204L203 78V76L204 75H206V74H208L207 75V77L209 76V71H211V70H209V68L210 69H215V68H217V63H218V58L219 57H217V56H219V54L220 53H213V54H211L210 56L212 57V59H210L209 60V58H211V57H208V56H206L205 55V58H204V56L202 57L203 58V60L206 62V64L204 63V61H202V63L200 62V60H202V58H199L198 60H197V55H198V53H196L195 52V50H194V48L192 47L193 45H192V42H187L182 48L183 49H178L179 51H176V49L174 50V51H172V52H170V51H168V48H167V42H165V40H163V41H161L160 43H159V41L155 38L154 39V37H156V32L154 31L155 29H152V28H155L154 26H155V21H154V19H152V18H148V17H145V19H144V17H143V19H144V21H143V19L141 18L142 16H138L137 18L136 17ZM234 16V17H233ZM254 16V17H253ZM12 19H11V18ZM20 17V18H19ZM36 17V18H35ZM41 17V16H40ZM52 17H54V21H52V19H51V22H50V24L51 23H54V24H51V26H50V24H48L49 23V18H52ZM130 17V16H129ZM140 17V18H139ZM237 17V18H236ZM256 17V18H255ZM6 20H5V19ZM7 18H8V20H10L11 21V23H13L14 22V28H12V25L10 26L9 24H8V22L6 23V22H4V21H8L7 20ZM57 18V20H55ZM60 18L62 19H66V20H60ZM69 20H68V19ZM139 18V19H138ZM227 18H229L232 22H233V25H230V24H232V22L231 21H229V19H227ZM234 18L235 19H237V20H235L236 21V24H235V21H234ZM254 18V20H252L251 21V19H253ZM13 19H16V22H15V20L12 22V20ZM20 19V20H19ZM34 19H35V21H34ZM37 19V20H36ZM41 19V20H40ZM43 19V20H42ZM49 19V20H48ZM130 19H132V21H133V17L131 18L130 17ZM141 19V20H140ZM147 19V21L149 22V23H146L147 21H145ZM149 19H150V21H149ZM258 21H257V20ZM263 21H262V20ZM1 20H3V21H1ZM32 20V22H30ZM137 20V21H136ZM139 20V21H138ZM241 20V22H240V24L239 25H243V23H242V19H240ZM23 21H25V23L23 22ZM37 21H38V23H37ZM42 21H47L46 22V24H48V25H46L45 24V22H42ZM61 21V22H60ZM68 23H67V22ZM80 21V22H79ZM153 23H152V22ZM227 21V22H226ZM39 22H41L40 23V25H43V26H39ZM66 22V24H64V23ZM258 22H259V24H258ZM261 22V23H260ZM4 23H5V26H6V24H7V26H10V27H8V29H7V26H6V29L5 28H3L4 27ZM10 23V24H11ZM31 25H30V24ZM60 23V24H59ZM71 23V24H70ZM145 23V24H144ZM246 23H253V26L255 25V27H256V30H257V32H256V30H255V27H254V29L251 27H249L250 29H252V31L251 32H249V28L247 27V30H248V36H247V30L245 29V24ZM263 23V24H262ZM45 24V25H44ZM62 24H64V26H62ZM70 24V25H69ZM76 24V25H75ZM80 24V25H79ZM83 26H82V25ZM152 24V25H151ZM250 24V25H251ZM261 25V26H263V27H261V26H258V25ZM21 25V27H22V30H23V28H24V26H26L25 27V29L26 28H28L29 27V29H32V30H29V29H27L26 31H25V29L23 30V32H21L22 30H21V28H19V26ZM24 25V26H23ZM27 25H29V26H27ZM55 25V26H54ZM59 25V26H58ZM72 25H73V29H72ZM138 27H137V26ZM147 25V26H146ZM247 25V24H246ZM31 26V27H30ZM36 26H38V27H36ZM55 28H57L56 26H58V29H56V31L59 33H57L55 30H54V27ZM67 26H69L68 28H70V30L68 29V28H66ZM76 26H77V28H76ZM152 26V27H151ZM252 26V25H251ZM34 27V28H33ZM37 29H36V28ZM52 27V28H51ZM136 27V28H135ZM140 27V29H138V31H137V28H139ZM238 27V26H237ZM43 28V29H42ZM45 28H47V29H50L51 30V32H50V30H49V32L51 33H49L48 32V30H46L47 31V33H46V31H45ZM61 28V29H60ZM63 28V29H62ZM79 28H80V30H79ZM242 28V29H241ZM3 29V30H2ZM40 29V30H39ZM67 29V30H66ZM60 30H62V31H64L65 32V34H64V32L62 33V31H60ZM67 31V35H66V31ZM83 31V32H80V31ZM153 30V32H151V31ZM236 30V31H235ZM240 30H244V33H243V31H240ZM260 32H259V31ZM6 31V32H5ZM30 31V32H29ZM33 31V32H32ZM55 31V32H54ZM60 31V32H59ZM70 31H71V33H74L73 35H68V34H70ZM76 31H78V32H76ZM136 31L137 32H139L140 33V31H142L140 34L139 33H136ZM235 31V32H234ZM75 32H76V34H75ZM155 32V33H154ZM238 32V31H237ZM253 32L255 33L254 35H253ZM32 33H34V34H32ZM36 33V34H35ZM40 33V35H43V34H45L44 36L46 37V38H44L43 39V37H42V39L40 40V35H38V34ZM57 33V34H56ZM242 33H243V35L245 34V36L244 37H248L247 39H249L250 41L252 40V42H254V40H253V38H250V36L251 35H253V37L256 39L255 40V43H253L252 45H254V46H251L250 47V44H249V40H248V42L246 41L247 39L246 38H243V35H242ZM24 34H26L25 36H27V37H25L24 36ZM33 36H32V35ZM56 34L57 36H54V35ZM82 34V35H81ZM136 34V35H135ZM143 34H144V36H143ZM251 34V35H250ZM47 35H49L50 37H47ZM61 35V36H60ZM63 35L65 36L64 38H63ZM150 35H153V36H151L150 37ZM262 35V36H261ZM14 36H16V37H14ZM23 36L25 37V38H23ZM52 36V37H51ZM70 36H72L71 37V39H70ZM136 36V37H135ZM139 36V37H138ZM257 36H259V39H261L260 41H258L259 39L257 38ZM10 37V38H9ZM14 37V38H13ZM22 37V38H21ZM55 37H56V40H55ZM62 37V38H61ZM78 37V38H79ZM80 37V38H81ZM231 37H233V38H231ZM16 38H17V41L15 42V40H16ZM21 38V39H20ZM49 38V39H48ZM152 38H153V40H152ZM15 39V40H14ZM25 39V40H24ZM58 39V40H57ZM59 39H60V41H59ZM139 39V40H138ZM233 39H235L236 40V42L238 41L239 42V46H240V42L242 41V40H244V39H246V40H244L245 41V49L248 51H250V53H252V56H251V54L249 53L248 54V52L247 53H245V49H242V47L241 48H239V49H236V47L238 48L239 46H235L234 45V42H235V40H233ZM12 40H14V41H12ZM50 40V41H49ZM57 42V43H55V41ZM154 40H156L155 42L156 43H154ZM234 42H233V41ZM22 41V42H21ZM68 41V42H69ZM67 42V43H68ZM236 42H235V44H236ZM19 43H20V46H19ZM42 43H41V45H42ZM66 43V44H67ZM156 44V45H154V44ZM158 43V44H157ZM166 43V44H165ZM248 43V44H247ZM251 43V42H250ZM8 44H10V45H8ZM16 46H15V45ZM23 44L25 45V47L23 46ZM242 44V43H241ZM261 44V45H260ZM22 45V46H21ZM52 45V46H51ZM165 45V46H164ZM192 45V46H191ZM232 45L233 46H235V47H232ZM243 45V44H242ZM249 45V46H248ZM15 46V47H14ZM155 46V47H154ZM156 46H158V47H156ZM9 47V48H8ZM21 47V48H20ZM24 49H23V48ZM63 47V46H62ZM193 49V52H194V54H192L191 53V51L189 52V50L191 49V48ZM252 47H254V49L252 48ZM260 47V49H262ZM19 48V49H18ZM59 48V49H60ZM141 48H145L146 50H144V49H141ZM149 48V52H147L148 49ZM151 48L152 49H157V51H151ZM165 48V49H164ZM190 48V49H189ZM244 48V47H243ZM252 50H251V49ZM14 49V50H13ZM16 49H18L19 51L21 50V52H19L18 50H16ZM161 49H163V50H161ZM188 49V50H187ZM234 49H236L237 50V53H238V51H240V49H242V53L244 54H241V53H238L239 55H241V56H239L237 53H236V50H234ZM2 50V51H1ZM10 50H11V52H10ZM25 50H27V52H25ZM144 52H143V51ZM180 50H182V52L180 53ZM255 50V51H256ZM263 50H260L261 52L263 51ZM8 51V52H7ZM14 53H13V52ZM139 51V52H138ZM159 51V52H158ZM185 51V52H184ZM259 51V52H260ZM4 52H5V54H4ZM17 52V53H16ZM22 52H24V53H22ZM157 52V53H156ZM170 52V53H169ZM187 52H189V53H187ZM241 52V51H240ZM8 53V54H7ZM12 53V54H11ZM21 53V54H20ZM26 53H28V54H26ZM145 55H144V54ZM179 53V54H178ZM11 54V55H10ZM13 54H15V55H13ZM19 54V55H18ZM175 54V55H174ZM196 54V55H195ZM250 55V57L248 56V55ZM257 54V55H256ZM18 55V56H17ZM22 55V56H21ZM27 55V56H26ZM57 55L58 54H56L55 55V57H57ZM165 55V56H164ZM185 55V56H184ZM187 55H189V57H187ZM192 55H194V56H192ZM216 55V56H215ZM220 55V56H221ZM176 58H175V57ZM247 56L249 57L248 59L249 60H247ZM258 57L259 59H257L258 60V64L256 63V61L257 60H255L256 58H254V57ZM2 57V58H1ZM38 57L41 59H38ZM63 57V58H62ZM62 57H60L59 56V58H61V59H59V58H56L57 59V61L59 62L58 63V68H57V72L59 73V70H60V76H59V79L61 80V79H63V80H61V81H63V82H61L60 81V83H61V85H62V87H61V91H62V93H63V96L60 98V96H59V91H56V90H54V89H48V90H50V91H48L46 88H44L43 86H42V84L40 83V82H38L37 80H35V81H32L30 84H27V86L24 88V89H21L22 90V92H23V96L25 97L24 99H23V103L25 104V105H27V107L29 108V109H34V108H37V109H40L43 105H45V103H47V104H50L51 105V108H52V110H53V112H55V113H53L51 116H52V118L55 120L56 119V121L58 120V119H60L59 117H61V118H66V117H68V115H69V113L68 112H70V110L73 108L74 110H75V108H76V106H77V104H76V102L77 101H79L80 100V94H81V90L79 89V88H81L83 85L82 84H86V82L88 81L89 82V85H91V84H93L94 82L92 81V80H95L96 81V79H95V77H93L94 76V73L93 72H90L89 71V69H87L88 67H86L87 65H86V63L84 62V61H82L81 59L79 60V58H77L76 56H74V58L72 57V56H68V55H64V56H62ZM70 57V58H69ZM171 59H170V58ZM194 58V60L196 59L197 61H193L192 60V58ZM217 57V58H216ZM27 58H29L28 59V61H27ZM43 58V59H42ZM161 58V59H160ZM167 58V59H166ZM174 58H175V60H174ZM208 58V59H207ZM64 59H66V60H64ZM69 59V60H68ZM71 59V60H70ZM61 62H60V61ZM207 60V61H206ZM236 60V59H235ZM36 61V62H35ZM72 61H73V63H72ZM163 61V62H162ZM193 61V62H192ZM208 61L210 62L211 61V63L212 64H209V66L210 67H208ZM248 63H247V62ZM250 61V62H249ZM65 62V63H64ZM80 62H81V64H82V66L84 65H86L85 67H82L81 66V64H80ZM160 62L162 63V65L164 66H162L161 64H160ZM173 62L175 63L174 65H172L173 64ZM196 62H199L200 64H202V66H203V69L201 68V70H199L198 68H196V67H198L197 65H199V63L198 64H196ZM30 63L32 64V65H34V68H33V66L32 65H30ZM34 63V64H33ZM36 63H38V65L36 64ZM60 63H62L63 65H61ZM164 63V64H163ZM177 63V64H176ZM205 65H204V64ZM251 63V64H250ZM45 64V65H44ZM196 64V65H195ZM238 64V65H239ZM247 64H250L251 65V67H249V65H247ZM262 64V65H261ZM43 65V66H42ZM78 65L80 66V67H78ZM207 65V66H206ZM212 65V66H211ZM246 65H247V67H246ZM258 65H259V69H261L260 71H259V69H258ZM38 66H41V67H38ZM45 66H46V68H45ZM48 66V67H47ZM60 66V67H59ZM63 66V67H62ZM168 66H169V69H167V70H165V68H168ZM201 66V65H200ZM201 66V67H202ZM205 66H206V68L208 69V71L206 70V71H204V68H205ZM36 67L37 68H40V69H38V72H37V69H36ZM74 67V68H73ZM115 67L116 66H114V65H112V67L110 66V70H111V73H114L115 75L118 73V70L116 71V69H115ZM163 67V68H162ZM171 67H172V69H171ZM32 68L34 69V70H32ZM43 68V69H42ZM60 68H62V69H60ZM65 68V69H64ZM78 68V69H77ZM84 68V69H83ZM86 68V69H85ZM117 68V67H116ZM252 68V69H251ZM35 69H36V71H35ZM46 69V70H45ZM70 69L73 71H70ZM44 71V73H43V71ZM82 70L83 71H85V75L83 74L84 72H82ZM152 70V69H151ZM153 70H154V68H153ZM155 70L153 71V73L152 74H154V75H157V73L155 72ZM178 70V71H177ZM254 70V71H253ZM40 71V72H39ZM46 71V72H45ZM65 71H67V72H65ZM113 71V72H112ZM256 71V72H255ZM259 71V72H258ZM63 72V73H62ZM70 72H72V74H70ZM169 72V73H168ZM197 72V73H196ZM202 72H204V74H201L200 75V73H202ZM240 72L243 74V75H240ZM66 73H67V79H68V81L69 82H67L66 80ZM75 73V75L77 76V78H78V81L76 80L77 78H76V76L75 75H73ZM93 73V74H92ZM255 75H254V74ZM257 73V74H256ZM258 73H260L261 74V76H260V74L258 75ZM41 74H43V75H41ZM65 74V75H64ZM114 74H112V76H115ZM263 74V75H262ZM82 75H83V77L85 78L84 79V83H82V80H83V77H82ZM153 75V77H155ZM159 75H157L156 76V78H158V76ZM203 75V76H202ZM257 75V76H256ZM63 76H64V78H63ZM87 76H89V77H91L92 79H87L86 80V78H89V77H87ZM159 76V77H160ZM239 76H241V78L239 77ZM243 76V77H242ZM254 76V77H253ZM81 77V78H80ZM161 77V79H163ZM202 78V79H201ZM257 78V79H256ZM259 78V79H258ZM73 79V80H72ZM79 79L81 80V81H79ZM168 79V80H167ZM202 81H201V80ZM206 79V80H205ZM70 80H72V81H70ZM76 82H78V83H76ZM198 80V81H197ZM205 80V81H204ZM90 81H92L91 83H90ZM259 81V82H258ZM14 80H12V79H9V78H7L4 74H2V73H0V85L1 86H4V87H6L7 89H13V87H14ZM36 82H38V83H36ZM71 82H74L73 84L71 83ZM87 82V83H88ZM166 82V84L164 85L163 83H165ZM176 82V83H175ZM203 82V83H202ZM207 82V83H206ZM67 83V84H66ZM79 83H81V85H79ZM96 84H97V81L95 82ZM94 83V84H95ZM199 83H202L201 85L199 84ZM206 84L205 86L203 85V84ZM261 83V84H260ZM75 84L77 85L78 84V86H76V89H75ZM93 84V85H94ZM96 84L94 85V86H96ZM171 84H173V85H171ZM199 84V85H198ZM86 85H88V84H86ZM164 85V86H163ZM177 86L176 88H175V86ZM181 85V86H180ZM184 85V86H183ZM69 86H73V87H71V88H69ZM195 88H194V87ZM200 86V87H199ZM37 87H38V89H37ZM79 87V88H78ZM161 87H165V88H163L162 90H161ZM173 87L175 88L174 90H175V93L179 90V89H183L182 91L184 92V94L186 95L188 92H189V95H194L193 97L195 98V96H196V100H195V103L193 102V100H194V98L193 97H191V96H189L188 98L190 99V97L193 99H191V100H189V101H191V102H193V104L191 105V102L189 103H187L186 101H187V99H186V101H184V99L185 98H187V96H185V95H183L181 92V90H179V92L180 93H177L178 94V96H177V94H175L174 93V90L172 91V89H173ZM187 87V88H186ZM202 87V88H201ZM204 87H205V90H204ZM41 88V90H39ZM177 88H179V89H177ZM194 88V89H193ZM203 90H201V89ZM209 90H208V89ZM26 89V90H25ZM68 89H71L70 91L72 92L73 90V92L71 93L70 91H68ZM184 89H187L186 91H188L187 93H185V90ZM190 89L192 90V92H190ZM39 90V91H38ZM76 90V91H75ZM80 91V93L78 92V91ZM177 90V91H176ZM196 90V92H194ZM211 90V91H210ZM169 91V92H170ZM34 92V93H33ZM70 92V93H69ZM75 92V93H74ZM168 92V93H169ZM203 92V93H202ZM38 93V94H37ZM51 93V94H50ZM75 94V95H72V94ZM164 93H162V94H164ZM68 94H71V95H69L68 96ZM77 94L79 95L78 97L79 98H77L76 96H77ZM180 94H182V96L180 95ZM180 95V96H179ZM188 95V94H187ZM214 96V97H212V96ZM53 96H56V98H54ZM68 96V97H67ZM73 96V97H72ZM175 96V97H174ZM63 97H64V99L68 102L67 103V106H65L64 107V103H63ZM66 97H67V99H66ZM74 97H76V98H74ZM182 97V98H181ZM183 97H185L184 99H183ZM73 98V99H72ZM182 100H181V99ZM71 99V100H70ZM177 99H178V101H177ZM213 99H215V100H213ZM73 100H74V102H73ZM180 100H181V102H180ZM71 101V102H70ZM206 101V102H205ZM212 101V102H211ZM215 103H214V102ZM50 102V103H49ZM210 102H211V104H210ZM52 103V104H51ZM185 104V106L183 105V104ZM208 103L210 104V105H213V108L215 107L218 111H216V109L214 108H212V106L210 107V105H208ZM74 104V107H71L72 105ZM76 104V105H75ZM187 104H189V105H187ZM219 104V105H218ZM69 106V109L67 108ZM177 106V107H176ZM194 106V107H193ZM206 106H209V110H211V112H209L210 113V115H208V114H206L205 115V112H201V109H203L204 107H206ZM217 106V107H216ZM34 107V108H33ZM178 107H179V109H178ZM184 107H185V109H184ZM264 107V106H263ZM67 111H66V110ZM73 109H72V111H73ZM182 109V110H181ZM191 109V110H190ZM212 109H213V111H212ZM214 110H215V112L216 113H213L214 112ZM185 112V113H184ZM198 112H199V114H200V116H198ZM221 113V111L219 112V114ZM9 115H12V114H15V115H13L15 118H19L18 120H20V121H23L24 123H28L29 125H31V130H35L37 127H38V125H37V123L36 122H34V121H29V120H27L26 119V117H20V115L19 114H17L16 112H14V111H10L9 113H8ZM208 115V116H207ZM221 115V114H220ZM197 117H200V118H197ZM207 118V119H208ZM211 122H213V123H211ZM228 124H229V122H227ZM257 125H258V127H257ZM213 126V127H212ZM218 126V127H217ZM229 126V127H228ZM260 126H263V127H260ZM229 128V130L232 132V136L230 137L229 135L231 134V132L228 130L227 131V129ZM258 128V129H256V128ZM213 129L214 130H216L215 132L213 131ZM255 130V132H254V130ZM258 130H262L263 131V133L262 132H257ZM59 131H60V134H61V136L62 137H64V138H66L68 141H70V142H74V139H73V137H72V135L71 134H69L68 132L66 133V132H63L62 131V129H61V127H59ZM248 131V132H247ZM228 133H230V134H228ZM246 133V134H245ZM254 133V134H253ZM262 133V134H261ZM228 136H227V135ZM233 134H235L234 136H236V137H234L233 136ZM250 134H253V135H255V136H253V135H250ZM257 134V135H256ZM221 135H223V136H221ZM225 135L227 136L226 138H227V140H226V138H224L225 137ZM250 135V136H249ZM221 138H220V137ZM247 136H249V138L247 137ZM253 136V140L255 139V141L258 143V144H256L255 143V141H253L250 137H252ZM261 136V137H260ZM247 137V138H246ZM257 137H260V138H257ZM230 138V139H229ZM240 138H242V140L243 139H245V141L243 140V142L241 141V139ZM240 140V142L238 143V140ZM248 139V140H247ZM33 140H34V142H36V144H38L39 145V137L38 136H34L33 137ZM222 140H224V141H222ZM246 140L248 141V143H246ZM249 140H250V142H254V143H250L249 142ZM218 141H219V143H218ZM263 141V142H262ZM139 142H140V139H136V140H134L133 142H131V144H130V149H132L131 151L133 152V153H136L137 151H138V149L141 147L140 145L141 144H139ZM138 143V144H137ZM226 143V144H225ZM231 143V144H230ZM243 143V144H242ZM220 144H223L224 146H226V147H224L223 145L221 146ZM240 144V145H239ZM246 144V145H245ZM248 144H249V147L250 148H248ZM253 144H254V146H253ZM80 146V150L81 151H83V152H85V153H87L88 154V156L90 157V159H91V161H92V163L93 164H96V165H98V166H100L104 171H106V169L108 170L109 169V164H108V162L104 159V158H101L100 157V155L97 153V152H95V151H91V150H89V148L85 145V144H79ZM238 145V146H237ZM256 145V146H255ZM264 145V144H263ZM236 146H237V148H236ZM222 147V148H221ZM262 148V147H261ZM264 148V147H263ZM221 149H223V150H221ZM236 149H237V153H236ZM239 149H240V151H239ZM251 149V151H249ZM234 150V152L232 153V154H230L232 151ZM223 153H222V152ZM226 153H225V152ZM236 153V154H235ZM245 153V154H244ZM2 153L0 152V157H1V159L2 160H0V167H5L6 166V161H4L5 160V158L4 157H2L3 155H1ZM250 155V156H249ZM240 156H242V157H240ZM36 157L38 158V155L36 154ZM237 157H240V158H237ZM246 157V158H245ZM3 158H4V160H3ZM231 160H230V159ZM237 160H235V159ZM171 159H173L172 157H171ZM171 159H168V163L171 165V166H175L176 164H177V162H176V160H171ZM244 160V161H242V160ZM248 159V160H247ZM28 160H29V163L31 162V158L29 157V155H28ZM227 160H229V161H227ZM235 160V161H234ZM3 161V162H2ZM233 161V162H232ZM239 161V162H238ZM247 161V162H246ZM245 162V163H244ZM2 163H4V164H2ZM249 163V164H248ZM238 165V166H241L240 164H242V166L241 167H236V165ZM233 165V166H232ZM249 166L251 167V166H254L255 168H256V166H259L258 168H256V170L259 172V173H261V175L263 176H261V175H259V173H258V175H256V176H254V175H252V173H251V171L249 170V169H247V168H249ZM231 167H233L232 169H231ZM235 167V168H234ZM14 168V169H13ZM106 168V169H105ZM237 168V169H236ZM13 169V170H12ZM236 169V171H233V170H235ZM203 170V168L202 167H200V166H197L196 168H193L192 170H190L189 172H188V170L187 169H183V171H182V173H181V176L180 177H178V175H174L172 178L175 180V182H174V184H173V187L171 188V189H168V191H167V193L164 195V196H162L159 200H158V203H157V205H156V207H155V229H154V231L153 230H151V229H140V231L138 232V234L137 235H135L136 237H138L137 239H140V240H136L135 238L136 237H134V239H133V241H132V244L131 245H133V246H129V247H127V250L129 251V254H130V261H131V258H132V262H131V264H148L149 262L150 263H154V264H158V263H160V264H179L181 261V263L180 264H185L186 262L188 263V264H237V262H238V264H264V208L262 209V211H261V216H259L258 218H257V221H252L251 223H249V225H246V226H244L243 224H240V223H238V222H236V224H235V229L237 230V229H239V230H237V232L236 231H233V232H227V231H222V239L223 238H226V239H228L229 238V240H231V244H230V242H229V244L228 245H230V247L233 249L232 251H231V253H233L234 255H231V256H228V257H222L220 254H218V253H215V254H206V255H204V256H201V257H198V256H196V255H194V254H192V253H190L189 252V249L188 248H184L183 250V256L182 257H180V256H178V254H177V252L175 251V249L172 247V246H168V245H166V240L167 239H169V238H171L172 236H173V234L171 233L172 232V227H173V225L175 224V222L177 221V222H182L183 223V225H184V227H185V230L187 231V232H190L191 230H192V226H193V224H195L196 223V225L204 232V234H207V227H208V223L207 224H202V223H199V224H197V222H196V219H194V214L195 213H204V212H206V210L209 208V207H212V206H214V205H217V203H219L218 201H223V199H225V201L231 196L230 195V193L228 192V190H226L225 188H222V187H220L219 185H211V183H210V177H209V175H208V173H206V171L204 172V171H202ZM241 170V171H240ZM247 170V171H246ZM12 171V172H11ZM12 174H11V173ZM19 170H18V167L14 164L13 166H11V169H9V172H8V174H7V172L3 175V179L2 180H0V183H5L6 185H8L7 187H8V189L9 190H12L11 188H17V186L19 185ZM240 172H242L241 174H240ZM251 173V175H250V173ZM15 173V174H14ZM15 175V176H14ZM96 176V175H95ZM12 177H15V178H12ZM97 177V176H96ZM10 178V179H9ZM33 178V179H32ZM30 180H29V188L32 190L33 189V187H35V189H33V190H36V188H37V182L40 180V178H41V175L39 174V173H34L33 174V177H32ZM36 178H37V180H36ZM65 178L66 179H68L71 183H72V185H74V186H76V187H78L79 186V183L76 181V179L73 177V176H70V175H66L65 176ZM179 178V180H177ZM185 180H184V179ZM189 178H190V180H189ZM210 180H209V179ZM249 178V179H248ZM260 178V179H259ZM188 181H187V180ZM184 180V181H183ZM209 180V181H208ZM248 180H249V182H248ZM185 181H186V183H185ZM190 183L189 185H188V183ZM248 182V183H247ZM263 182V183H262ZM18 183V184H17ZM35 183V184H34ZM176 183H178V184H176ZM185 184V185H184ZM186 184H187V187H186ZM203 184V185H202ZM11 185V186H10ZM17 185V186H16ZM178 187H177V186ZM10 186V187H9ZM181 186V187H180ZM176 187H177V190H174V189H176ZM204 187V188H203ZM209 189H208V188ZM258 187V188H257ZM260 187V188H259ZM183 188H185V189H183ZM207 188V189H206ZM251 188H253V189H251ZM180 189H182V190H180L181 191V193H179L180 191L179 190ZM188 189H189V192L191 193V194H188L189 192H188ZM187 190V191H186ZM172 191V192H171ZM175 191V192H174ZM176 191H178V193L176 192ZM186 194H185V193ZM188 192V193H187ZM169 194H170V196H169ZM182 195V196H181ZM189 197H188V196ZM205 195V196H204ZM177 196V197H176ZM181 196V197H180ZM202 196V198H200ZM219 196V197H218ZM171 197V198H170ZM178 198L177 200H176V198ZM185 197H186V199H185ZM233 197H238V194H235V195H233ZM0 201L1 202H3V203H1L0 202V205L1 204H3V205H6V206H0V217L3 219V221H5L4 223H11V225L13 226V229H12V231H14L15 230V232H12V231H10L9 232V234L10 235H14V237L12 236V239L14 240V241H16V240H18V239H20L22 242H20V240H18V242H20L19 243V245H21V247H24V249H25V251L26 252H32V250L35 252V250L33 249V247H34V245L35 244H39L43 249H44V251H43V253L42 254H37V258L38 257H40V258H38V259H36L35 260V262L38 260L39 261V264L42 262V264L44 263V264H71V263H69L70 262V257L66 254H61V252L62 253H64L63 251H60V252H55V251H53L52 249H50V247H48L51 243V241L49 240V233L50 232H53L55 229H56V227H57V221H56V219H52L53 221H51V222H49V220H48V215L47 214H45L44 215V213H45V209H44V207L41 205V204H36V205H29V203H27V204H23V206L22 205H19V208H18V206H17V202L16 201H8V203L6 204V202H7V197L5 198V197H2L1 195H0ZM174 198H175V200H174ZM180 198V199H179ZM182 198V199H181ZM198 198V199H197ZM208 198H212V200L213 201H211V203L209 202L208 203V205H209V207H208V205H207V202H208ZM220 198H222V199H220ZM166 199V200H165ZM172 199V200H171ZM207 199V200H206ZM184 200V201H183ZM201 202H200V201ZM204 200V201H203ZM5 201V202H4ZM173 201H175V202H173ZM182 201H183V203H182ZM188 201V202H187ZM13 203L12 205H10L9 206V204H11V203ZM199 202V204L197 205V203ZM213 202H215V203H213ZM239 202H241V201H239ZM167 203H170V204H168L169 205V208H166V207H168V205L166 204V206H165V204ZM203 203H204V205H205V207L206 208H202V207H204V205H203ZM182 204V205H181ZM40 205V206H39ZM161 205V206H160ZM163 205H164V207H163ZM175 205V207H176V209H173L172 210V208H175V207H173ZM186 205V206H185ZM190 205H192V207L190 206ZM15 208V209H17V213H15L16 212V210L15 211H13L12 209H14L13 207ZM22 206V207H21ZM42 206V207H41ZM172 206V207H171ZM8 207V208H7ZM10 207H12V208H10ZM27 207V208H26ZM37 207V210L39 209L40 211H38V212H40V213H42L41 215H40V213L38 214V212H32V211H35V208ZM38 207H40V208H38ZM178 207V208H177ZM187 207L189 208V209H187ZM10 208V209H9ZM25 208H26V210H25ZM29 208H32V209H29ZM164 210H162V209ZM187 210H186V209ZM202 208V209H201ZM7 209H9V210H7ZM21 209H23L22 211H21ZM43 209V210H42ZM157 209V210H156ZM12 210V211H11ZM36 210V211H37ZM176 210H178V212H176ZM183 210H184V214H183ZM190 212H189V211ZM7 211V212H6ZM8 211H10V212H12V214H13V212H14V214H17L16 215V217H15V219H14V221H13V218H14V216L13 215H11L10 216V212H8ZM26 211V212H25ZM28 211V212H27ZM31 211V212H30ZM157 211V212H156ZM162 211V212H161ZM172 211V212H171ZM175 211V212H174ZM193 211H194V213H193ZM208 211V210H207ZM21 212H23V214L21 213ZM163 213V214H161V213ZM166 212V213H165ZM182 212V213H181ZM7 213V214H6ZM25 213V214H24ZM38 215H37V214ZM173 213H175V215L173 214ZM178 213V214H177ZM19 214V215H18ZM28 214V215H27ZM171 214H173V215H171ZM3 215V216H2ZM8 215H9V217H8ZM22 215H23V217H22ZM25 215V216H24ZM30 215V217H27V216H29ZM33 215H35L36 216V218H34V216ZM17 216H19V219H18V217ZM21 216V217H20ZM33 216V217H32ZM41 217H43V218H45V219H43L42 220V218H41V221H44V220H47V221H44V222H41L40 221V218ZM47 216V217H46ZM163 216V217H162ZM165 216V217H164ZM182 216L184 217V218H182ZM27 217V218H26ZM170 217H172V218H170ZM174 217V218H173ZM8 218H9V220H8ZM12 218V219H11ZM18 220H17V219ZM30 218H31V221H30ZM35 220H34V219ZM166 218L168 219L167 221H169V222H167L166 221ZM5 219V220H4ZM27 219V220H26ZM174 219L175 220V222H174V220H173V222H171V223H173V225L172 224H170V221H172V220ZM262 219V220H261ZM16 220H17V223H16ZM21 220V221H20ZM37 220V221H36ZM163 220H165L164 221V223H163ZM23 221V222H22ZM30 221V222H29ZM33 221V222H32ZM38 222V223H37ZM47 222V223H46ZM49 222V223H48ZM54 222V223H53ZM158 222V223H157ZM176 222V223H177ZM24 223V224H23ZM41 223H44V224H41ZM163 223V224H162ZM166 223V224H165ZM19 224V225H18ZM20 224L23 226L24 225V227H27V226H29V227H27V230H26V228H22V227H19L20 226ZM28 224V225H27ZM30 224H32V226L30 225ZM38 224H41V225H39V227H37L36 225H38ZM52 224H54V225H52ZM159 224V225H158ZM170 224V226L168 227V225ZM43 225H44V227H43ZM51 225H52V227H51ZM167 225V226H166ZM172 225V226H171ZM38 228H36V227ZM41 226V227H40ZM50 226V227H49ZM159 226H161V227H159ZM164 226V227H163ZM49 228V230L47 229V228ZM158 227L159 228H161V229H159L158 230ZM163 227V228H162ZM172 228V229H168V231L166 230V233L165 232H163L162 234H161V232L160 231H165V229H167V228ZM242 227H244L243 228V230H242ZM20 228V229H19ZM34 228V229H33ZM51 228H52V230L53 231H51ZM165 228V229H164ZM17 229H19V231H17ZM24 229V230H23ZM164 229V230H163ZM43 230H45L46 232H44ZM48 230V231H47ZM242 230V231H241ZM17 231V232H16ZM27 231H29L31 234H32V232H33V234L31 235L30 233H25V232H27ZM100 231V230H99ZM157 231V232H156ZM22 232H24L23 234H22ZM172 234H170V233ZM99 232H97V234H98ZM101 233H103L102 235H101ZM158 233H159V235H158ZM168 233L170 234V236L168 235ZM15 234H16V236H15ZM28 234V235H27ZM97 234H95V236L93 235L92 236V241L94 242V244H93V242L91 243V245H92V247H93V250H91L92 249V247L89 245V246H87V244L85 243V242H82V241H76V243L75 244H77L75 247H77L76 248V250L77 249H80L81 247H85V248H82V249H84V250H82V249H80L81 250V252H80V250H77V260L79 261H83L82 259H84V263L86 264H89V262L90 261H94V263L93 264H99V263H101L102 261H103V259H104V261L102 262L103 264H118V262H117V260L116 259H114L113 258V255L111 254V252H112V249L109 247V245L113 248V242H112V240L110 241V237L108 236V235H106L104 232H100L98 235ZM147 234V235H146ZM27 235V236H26ZM31 235V236H30ZM46 235V238L44 237ZM101 235V236H100ZM139 235V236H138ZM144 235V236H143ZM241 235H244L243 237H241ZM28 236H29V238H28ZM40 236V237H39ZM48 236V237H47ZM96 236H98V237H96ZM99 236L101 237V243L105 240V242H103L102 244H100L99 242H96L97 240L99 241L100 239H98L99 238ZM162 236H165V237H162ZM246 236V237H245ZM25 237V238H24ZM26 237H27V239H26ZM142 237H143V239H142ZM144 237L146 238V239H144ZM237 237H238V239H237ZM17 238V239H16ZM39 238V239H38ZM42 238V239H41ZM45 238V239H44ZM96 239V241H95V239ZM164 239V240H162V239ZM236 238V239H235ZM243 238V239H242ZM16 239V240H15ZM25 239L26 240H28V241H25ZM30 239V240H29ZM94 239V240H93ZM102 239H103V241H102ZM141 239L143 240V241H141ZM32 240V241H31ZM38 240V241H37ZM42 240V241H41ZM136 242H135V241ZM42 242V244H40L41 242ZM109 241V242H108ZM137 241H138V244H137ZM146 241V242H145ZM26 242V243H25ZM36 242V243H35ZM40 242V243H39ZM82 242V243H81ZM141 242V243H140ZM144 242V243H143ZM196 242H198V246H200L201 245V242L199 241V240H196L195 241V246H196ZM97 243H99V244H97ZM108 245H107V244ZM136 243V244H135ZM147 243V246L145 245ZM34 244V245H33ZM79 244H81L82 246L80 247V245ZM84 244V245H83ZM142 244V245H141ZM200 244V245H199ZM203 244V243H202ZM216 242H212L211 243V246L210 245H207L206 244V248L208 249V250H210L211 249V247H217L218 246V244H217V246H216ZM24 245V246H23ZM27 245V246H26ZM79 245V246H78ZM96 245V246H95ZM108 246V247H106V246ZM134 245H136L135 246V250L139 253V251H141V253H137V255L139 256V257H137V255H136V251L135 250H132V248L134 249ZM223 245V247H226V246H224V244H222ZM221 245V246H222ZM29 246V247H28ZM104 246H105V248L106 249H103L104 248ZM145 246V247H144ZM197 246V247H198ZM47 247H48V249H47ZM80 247V248H79ZM91 247V248H90ZM100 247H102L101 249H100ZM147 247V248H146ZM171 247V248H170ZM86 248H87V250H86ZM95 248V249H94ZM108 248V249H107ZM152 248V249H151ZM6 249H7V251H6V253L8 252V250L10 251V253L11 252H13V255H12V253L11 254H9V253H7V255L9 256V261H7V263L6 264H15V263H17V262H19L18 264H25L24 263V258L22 257V253L21 252H18V251H13L11 248H9L8 246H6ZM88 249H90V252H89V250ZM102 249L105 251H102ZM129 249H131V250H129ZM141 249V250H140ZM156 249V250H155ZM169 249V250H168ZM222 249V248H221ZM46 250V251H45ZM86 250V251H85ZM95 250H97V251H95ZM139 250V251H138ZM145 250V251H144ZM175 251V253H174V251ZM48 251V252H47ZM88 251V252H87ZM92 251V252H91ZM93 251L95 252V253H93ZM147 251V252H146ZM149 251V252H148ZM164 251V252H163ZM172 253H171V252ZM87 252V253H86ZM107 252L109 253L110 252V254H108V255H106L107 254ZM158 252V253H157ZM217 252V251H216ZM258 252V253H257ZM16 253V254H15ZM56 253V254H55ZM82 253H83V255H82ZM149 253V254H148ZM165 253V254H164ZM170 253V254H169ZM56 255V259H55V256L53 257V255ZM59 254V255H58ZM87 256V258H86V256ZM102 254H105V255H103V257H100L101 259H99V256H101ZM131 254H133V255H131ZM161 254V255H160ZM18 257H17V256ZM41 255V256H40ZM47 255V256H46ZM48 255L50 256V258H51V260L49 259V257H48ZM52 255V256H51ZM62 255V256H61ZM82 255V256H81ZM93 257V258H95V259H93V258H91V256ZM149 255V256H148ZM172 255H174V256H172ZM176 255H177V257H176ZM14 256H15V258H14ZM44 256V257H43ZM59 256H60V259H59ZM85 256V257H84ZM104 256H108V257H104ZM112 256V257H111ZM133 256V257H132ZM141 256V257H140ZM144 256V257H143ZM152 256H153V258H152ZM162 256V257H161ZM170 256V257H169ZM187 256V257H186ZM42 257H43V260H42ZM62 257V258H61ZM92 259H90V258ZM147 257H148V259H147ZM154 257H156V258H154ZM17 258V259H16ZM54 258V259H53ZM86 258V259H85ZM89 258V259H88ZM106 258H111L110 260L112 261H110V260H107ZM134 258V259H133ZM142 258V260H143V262H142V260H140V259ZM145 258V259H144ZM161 258V259H160ZM171 258H172V260H171ZM175 258V259H174ZM15 259V260H14ZM19 259V260H18ZM40 259L42 260L41 262H40ZM44 259H45V261H44ZM46 259H48V260H50V261H48V260H46ZM62 259V260H61ZM65 259V260H64ZM89 261H88V260ZM139 259V260H138ZM147 259V260H146ZM153 259H155V260H153ZM179 259V260H178ZM18 260V261H17ZM101 260V262H98V261H100ZM106 260V261H105ZM136 260H138V261H136ZM149 260V262H147ZM151 260L153 261V262H151ZM172 262H171V261ZM178 260V261H177ZM15 261H17V262H15ZM44 261V262H43ZM47 261V262H46ZM60 263H59V262ZM62 261H64V262H62ZM87 261V262H86ZM140 261V263H138ZM176 261V262H175ZM184 261H186V262H184ZM15 262V263H14ZM34 262V264H38L37 262L35 263ZM46 262V263H45ZM66 262H68V263H66ZM95 262H97V263H95ZM105 262V263H104ZM137 262V263H136ZM145 262V263H144ZM158 262V263H157ZM101 263V264H102ZM149 263V264H150ZM186 263V264H187ZM91 264H92V262H91Z\"/></svg>",
	"mask_w": 264,
	"mask_h": 264
}]
</instances>
